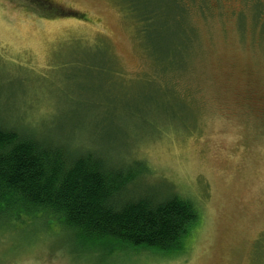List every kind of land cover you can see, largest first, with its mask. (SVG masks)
<instances>
[{
  "label": "rangeland",
  "instance_id": "374dc122",
  "mask_svg": "<svg viewBox=\"0 0 264 264\" xmlns=\"http://www.w3.org/2000/svg\"><path fill=\"white\" fill-rule=\"evenodd\" d=\"M46 1L52 12L0 0V121L112 163L142 161L150 183L203 216L182 257L118 264H264V25L251 8L224 0L188 27L167 11L162 45L157 22L139 21L141 0ZM36 229L0 236V264H81L68 240Z\"/></svg>",
  "mask_w": 264,
  "mask_h": 264
},
{
  "label": "trees",
  "instance_id": "16d2710c",
  "mask_svg": "<svg viewBox=\"0 0 264 264\" xmlns=\"http://www.w3.org/2000/svg\"><path fill=\"white\" fill-rule=\"evenodd\" d=\"M26 1L51 12L54 8L46 0ZM223 1L141 0L139 21L144 30L157 22L154 38L163 35L165 45L168 12L174 24L188 27L196 15L209 21L216 9L223 12ZM239 1L251 8L257 26L264 25V0ZM150 6L152 12L145 11ZM245 12L237 20L245 15L247 23ZM151 174L142 161L112 163L100 153L8 129L0 121V236L51 231L69 241L65 250L81 264H86L84 256L92 264H118L142 252L180 258L202 224L201 209L172 187L150 183Z\"/></svg>",
  "mask_w": 264,
  "mask_h": 264
}]
</instances>
